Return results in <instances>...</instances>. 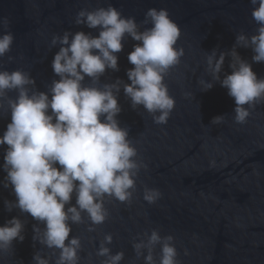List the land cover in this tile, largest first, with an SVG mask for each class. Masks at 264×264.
Segmentation results:
<instances>
[{
    "label": "water",
    "instance_id": "water-1",
    "mask_svg": "<svg viewBox=\"0 0 264 264\" xmlns=\"http://www.w3.org/2000/svg\"><path fill=\"white\" fill-rule=\"evenodd\" d=\"M109 5L125 17H134L141 31L152 27L142 23L149 9H166L182 31L177 46L183 47L184 56L165 79L175 98L166 124L154 123L142 106L134 110L121 86L118 103L122 111L117 119L121 127L129 129L137 159L147 167L139 172L130 203L105 199L109 216L95 231L87 230L86 214L85 223L72 225L69 238L78 236L82 244L79 264H101L105 258L96 251L109 233L113 241L107 246L112 253L124 252L121 264H144L142 257L136 258L132 245L153 229L174 237L180 264H264V103L251 110L245 124H237L235 102L227 89L217 82L201 91L197 84L199 79L211 80L205 71L208 53L213 49L227 53L241 31L255 33L258 25L252 18L250 0H0V19L10 20L9 30L15 38L11 52L0 58V70L29 71L36 89L46 92L59 79L52 61L60 46L51 47L52 36L65 31L98 36V29L74 22L76 13ZM3 32L0 25V34ZM122 43L123 50L117 53L119 71L106 70L101 84L117 79L130 83L126 73L134 65L128 55L139 42L128 37ZM236 51L252 63L258 77H264V62H252L251 48L237 47ZM230 62L231 57L226 56L221 78L231 74ZM8 95L15 98L16 93ZM6 109L5 103L0 110V136L11 122ZM218 115H225L224 121L211 124ZM7 147L0 146V226L18 217L24 222L25 238L14 241L12 250L0 253V264H34L37 251L54 264L58 250L33 241V225L43 228L44 224L18 208L5 209V200H16L12 187H4ZM145 188L158 189L161 198L148 204L143 198ZM71 203L75 204V196ZM159 251L157 246V259Z\"/></svg>",
    "mask_w": 264,
    "mask_h": 264
},
{
    "label": "clouds",
    "instance_id": "clouds-1",
    "mask_svg": "<svg viewBox=\"0 0 264 264\" xmlns=\"http://www.w3.org/2000/svg\"><path fill=\"white\" fill-rule=\"evenodd\" d=\"M250 3L252 18L258 25L255 33L241 31L227 53L218 54L216 49L208 53L205 71L211 80L197 81L201 91L210 90L217 82L227 89L235 102L234 122L241 125L257 104L264 103V77H258L252 63L236 51L237 47L251 48L252 62H264V0ZM74 22L98 29L99 34L65 31L52 36L51 47L60 46L52 61L59 79L53 80L46 92L36 89L29 71L0 70V110L6 103L11 113V122L0 136V146H8L3 164L7 173L4 187L11 186L16 197L14 202L5 200V209L11 212L18 208L44 224L43 228L33 225V241L58 250L54 264H79L82 244L78 236L69 238L72 225L85 223L86 214L90 222L87 230L95 231V226L109 216L105 199L130 203L139 172L147 167L137 159L138 150L129 138V129L121 127L117 119L122 111L118 103L121 86L134 110L142 106L154 123L166 124L175 98L169 94L165 79L184 56L183 47L177 46L182 31L163 8L146 12L142 23L152 27L143 31L134 17L123 16L111 5L82 8ZM0 25L4 29L0 34L3 58L11 52L15 38L7 17L0 19ZM128 37L139 42L128 55L134 65L126 73L130 83L117 79L101 84L106 70L119 71L117 53L123 50L122 42ZM226 56L231 57L232 71L221 78ZM13 91L15 98L8 95ZM225 117L215 116L211 124H220ZM161 195L158 189L145 188L143 198L154 204ZM23 232L24 222L18 217L0 226V253L12 250L14 241L22 242ZM112 241L110 233L100 241L96 255L105 258L101 264H121L124 259L123 251L113 254L107 246ZM132 246L136 258L142 257L144 264H180L174 237L162 236L157 229L145 232ZM33 262L52 264L39 251L34 253Z\"/></svg>",
    "mask_w": 264,
    "mask_h": 264
}]
</instances>
